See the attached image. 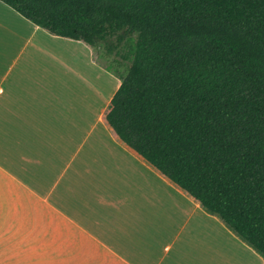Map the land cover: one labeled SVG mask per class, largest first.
Masks as SVG:
<instances>
[{
  "label": "crops",
  "instance_id": "obj_1",
  "mask_svg": "<svg viewBox=\"0 0 264 264\" xmlns=\"http://www.w3.org/2000/svg\"><path fill=\"white\" fill-rule=\"evenodd\" d=\"M121 83L0 0V264L37 241L66 264H264L114 132Z\"/></svg>",
  "mask_w": 264,
  "mask_h": 264
},
{
  "label": "trees",
  "instance_id": "obj_2",
  "mask_svg": "<svg viewBox=\"0 0 264 264\" xmlns=\"http://www.w3.org/2000/svg\"><path fill=\"white\" fill-rule=\"evenodd\" d=\"M131 63L114 132L264 257V0H1Z\"/></svg>",
  "mask_w": 264,
  "mask_h": 264
},
{
  "label": "rangeland",
  "instance_id": "obj_3",
  "mask_svg": "<svg viewBox=\"0 0 264 264\" xmlns=\"http://www.w3.org/2000/svg\"><path fill=\"white\" fill-rule=\"evenodd\" d=\"M95 54L100 62L120 74H124L131 63L129 60L122 58L121 52L108 54L104 49H96ZM35 243L26 246V249L17 251L16 254H12L8 261L5 257V262L9 263L10 261V264H66L67 257L53 255L48 242L47 245L45 243L41 245L40 241Z\"/></svg>",
  "mask_w": 264,
  "mask_h": 264
}]
</instances>
